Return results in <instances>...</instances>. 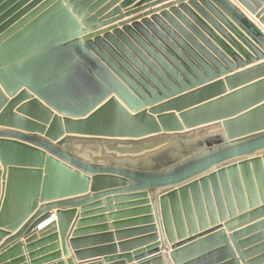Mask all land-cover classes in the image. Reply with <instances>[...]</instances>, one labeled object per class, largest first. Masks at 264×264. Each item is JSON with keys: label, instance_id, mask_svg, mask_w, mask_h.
<instances>
[{"label": "water", "instance_id": "1", "mask_svg": "<svg viewBox=\"0 0 264 264\" xmlns=\"http://www.w3.org/2000/svg\"><path fill=\"white\" fill-rule=\"evenodd\" d=\"M165 1L0 0V264H264V0Z\"/></svg>", "mask_w": 264, "mask_h": 264}, {"label": "crops", "instance_id": "2", "mask_svg": "<svg viewBox=\"0 0 264 264\" xmlns=\"http://www.w3.org/2000/svg\"><path fill=\"white\" fill-rule=\"evenodd\" d=\"M140 1V0H139ZM177 1H180V0H167V1H165V2H163V3H161V4H158V5H155V6H153L151 9L152 10H156V9H160V8H162V7H165V6H167V5H169V4H172V3H176ZM152 10H147V11H152ZM146 11V12H147ZM146 12H144V13H146ZM133 17V16H132ZM129 19H131V18H124L123 20H121L122 22H124V21H128ZM259 64V63H258ZM252 67V66H251ZM248 68H250V67H248ZM20 105H23L22 103L20 104ZM19 105V106H20ZM1 129H3V128H1L0 127V130ZM83 196V195H82ZM82 196H75V197H71V198H65V199H61V200H57V201H54V202H51V203H58V202H62V201H73L74 199H79L80 197H82ZM113 197V196H112ZM105 199L106 198H101V199H99V200H96L95 202H93V203H91V204H96V203H99L100 204V206H99V208H97V209H100L101 211H103V213L104 214H102L104 217H106V224H102V225H107L108 227H109V229H110V232H107V233H109L110 235H112L113 236V239H112V243H110V244H108V245H117L118 243H120V241H131V240H135V239H138L139 237H137V235H130L129 237H126V239L125 240H118V238H116V235H115V233H114V230H113V225L115 224V223H117V222H121V221H116V220H114V221H112L110 218H109V216L111 215V213L106 209V205H105ZM90 205V204H89ZM113 207H115L117 204L116 203H114L113 202ZM84 208V206H82V205H80V206H78L76 209H75V212H76V216L72 219V221H71V224H70V228H69V231H68V233H67V237H66V243H68V239L69 240H72V239H74L73 237H74V233L77 231V227H76V224H77V222L78 221H80L79 220V218L78 217H80V214L82 213L81 212V209H83ZM93 209H95V208H93ZM90 210V211H94V210ZM97 209H95V210H97ZM55 212H56V210H52L51 211V216H52V221H56V217H55ZM114 213H117V212H113V214ZM131 219V218H130ZM123 221V220H122ZM48 223H50V222H47V223H45V224H43V225H41V226H39V227H37L35 230H41L42 229V227H44V226H46ZM98 224H95V225H92L93 227H101L100 225H98ZM130 229H134V228H130ZM16 234V232H13V233H10V234H8V236H5L4 238H2L1 240H0V248L1 247H3V245L5 244V242L10 238V237H12V236H14ZM97 235H99V234H97ZM97 235H95V236H97ZM23 239V238H22ZM119 241V242H118ZM24 242V240H21V243H23ZM104 242H100V243H96V244H98V245H102ZM91 246H93V245H88V246H86V247H91ZM150 246V245H149ZM148 248V246H146V247H142V248H140V249H137V250H132L131 251V253L133 254V253H137V252H139V251H144V250H146ZM88 249V248H87ZM23 250H24V248H23ZM25 251V250H24ZM69 251H70V249H69ZM70 253L72 254L73 252L72 251H70ZM162 253H164V252H162ZM165 254V253H164ZM112 256H113V254H112ZM89 259V258H88ZM59 261H65L66 262V259H64V258H61V259H59ZM74 261V260H73ZM86 261H89V260H85V261H83V262H86ZM83 262H74V263H76V264H81V263H83ZM52 263H55V262H52ZM131 264H136L135 262H132Z\"/></svg>", "mask_w": 264, "mask_h": 264}]
</instances>
